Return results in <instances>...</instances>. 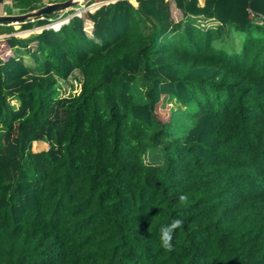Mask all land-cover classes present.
I'll use <instances>...</instances> for the list:
<instances>
[{
  "label": "trees",
  "instance_id": "trees-1",
  "mask_svg": "<svg viewBox=\"0 0 264 264\" xmlns=\"http://www.w3.org/2000/svg\"><path fill=\"white\" fill-rule=\"evenodd\" d=\"M0 264H264V0L118 1L4 37Z\"/></svg>",
  "mask_w": 264,
  "mask_h": 264
},
{
  "label": "rangeland",
  "instance_id": "rangeland-1",
  "mask_svg": "<svg viewBox=\"0 0 264 264\" xmlns=\"http://www.w3.org/2000/svg\"><path fill=\"white\" fill-rule=\"evenodd\" d=\"M42 3H50L52 1H55V0H41ZM4 11H5V14L4 15H18L20 13V10L17 9L16 7H13L11 4H7L6 6H4ZM62 13L58 14V15H55V16H51L52 18L49 19V24H51L52 22H55V21H58V16L61 15ZM66 15V14H65ZM179 14L177 15H174L175 18H178ZM202 18H200V22H197L198 25H203V22H202ZM192 22V21H190ZM193 23H196L193 22ZM47 25V24H46ZM46 25H44L43 27H46ZM217 24L216 22L214 21H210L207 25H205V28L206 27H209V26H213L215 27ZM43 27H36V28H33L32 30L30 31H24L22 32L21 30H19V26L17 24H14V29L17 30V32H15V37H18V38H26L28 36H30L31 34H37L39 33L40 31H42V28ZM2 40V38H0V41ZM237 47L240 48V43L237 42ZM19 55V54H18ZM24 62L25 64L30 67L32 70L35 69V63L33 62V60L26 56L24 57ZM78 80H79V75L77 72H74L67 81H62L60 82V90H61V95L63 96H71V95H75L78 90H79V83H78ZM11 104L17 106V102L15 100L11 101ZM163 108H160V112L162 113L163 117H167L168 114H169V107L164 105L162 106ZM191 116L189 117H184L182 115V113L180 112H177V123L174 124V128H175V131L178 135H183L185 134V132L192 126L193 124V120L190 118ZM150 159L149 155L146 156V159ZM160 158V157H159Z\"/></svg>",
  "mask_w": 264,
  "mask_h": 264
},
{
  "label": "water",
  "instance_id": "water-1",
  "mask_svg": "<svg viewBox=\"0 0 264 264\" xmlns=\"http://www.w3.org/2000/svg\"><path fill=\"white\" fill-rule=\"evenodd\" d=\"M86 0H64L62 2H55L46 4L41 8L29 11L18 15H0V24L8 23L19 24L40 19L43 17H51L60 13H65L69 10L75 9L83 5Z\"/></svg>",
  "mask_w": 264,
  "mask_h": 264
},
{
  "label": "built area",
  "instance_id": "built-area-1",
  "mask_svg": "<svg viewBox=\"0 0 264 264\" xmlns=\"http://www.w3.org/2000/svg\"><path fill=\"white\" fill-rule=\"evenodd\" d=\"M86 1L87 2H85L80 7L69 10V11L59 15L58 21L52 22L49 25L47 24L46 27L42 28V30L43 29H51L53 31H58L63 25H67L69 23L70 19H72L74 17L80 18L82 16V14L85 12L93 13L94 11H96L97 9H99L101 6H104V5L115 3L118 1H125L131 5H136V4H138V2L140 0H86ZM210 21L212 22L213 20H205V19L202 20L203 25H199V27L205 28V25H207ZM197 22H200V19H197ZM0 38L3 39L4 37H1V35H0Z\"/></svg>",
  "mask_w": 264,
  "mask_h": 264
},
{
  "label": "clouds",
  "instance_id": "clouds-1",
  "mask_svg": "<svg viewBox=\"0 0 264 264\" xmlns=\"http://www.w3.org/2000/svg\"><path fill=\"white\" fill-rule=\"evenodd\" d=\"M188 196L186 194L179 196V200L184 202L187 201ZM183 220L181 219H174L170 224L162 226L160 229V240L162 243V246L171 251L172 250V239L173 234L176 229L182 227Z\"/></svg>",
  "mask_w": 264,
  "mask_h": 264
},
{
  "label": "crops",
  "instance_id": "crops-1",
  "mask_svg": "<svg viewBox=\"0 0 264 264\" xmlns=\"http://www.w3.org/2000/svg\"><path fill=\"white\" fill-rule=\"evenodd\" d=\"M62 1H64V0H55V1H52V2H50V3H55V2H62ZM199 1V4H200V6H202L203 5V2H204V0H198ZM50 3H45V5L46 4H50ZM137 5L138 4H136V5H133L134 7H137ZM80 7V6H79ZM19 26V25H18ZM14 27V26H13ZM15 31H17V30H15ZM26 31H30V30H26ZM22 32H24V31H22ZM41 32V31H40ZM10 35H15V33H13V34H10ZM10 35H8V34H4V35H1V37H7V36H10ZM27 38V37H26ZM20 55H22L23 56V58L25 57V55L21 52L20 53Z\"/></svg>",
  "mask_w": 264,
  "mask_h": 264
}]
</instances>
